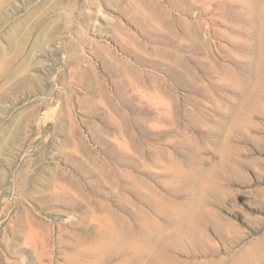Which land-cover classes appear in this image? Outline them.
Wrapping results in <instances>:
<instances>
[{
	"label": "rangeland",
	"instance_id": "374dc122",
	"mask_svg": "<svg viewBox=\"0 0 264 264\" xmlns=\"http://www.w3.org/2000/svg\"><path fill=\"white\" fill-rule=\"evenodd\" d=\"M184 204L208 238L169 259L264 242V0H0V264L92 263L105 221L171 236Z\"/></svg>",
	"mask_w": 264,
	"mask_h": 264
},
{
	"label": "bare ground",
	"instance_id": "6f19581e",
	"mask_svg": "<svg viewBox=\"0 0 264 264\" xmlns=\"http://www.w3.org/2000/svg\"><path fill=\"white\" fill-rule=\"evenodd\" d=\"M254 5L249 6L248 18L254 16ZM174 207V208H173ZM171 207L172 216L174 221L175 233L171 236L165 233V230L161 227H153L146 225L144 232L141 230L138 232L125 231L122 228V224H118L117 221L108 220L104 222V232L99 236L94 237L86 248L87 256L95 257L96 259L88 264H110L109 256L111 255L113 248L124 249V240L127 236V241L130 243V248L127 247L124 255L117 264H148L147 260H150L149 264H228L225 259H216L213 261H206L205 263L197 262H181L178 259H169L165 255V250L168 248L167 243H175L179 246H184L183 241L187 240L192 252H198V243L208 238L207 233L199 229V226H205L202 219L203 213L198 212L197 208L184 204L179 206V210L176 206ZM200 216V220L198 219ZM103 225V224H102ZM99 234V233H98ZM169 236V237H168ZM184 239V240H183ZM150 243L157 244L159 252L155 256H149L148 250L152 248L148 247ZM166 244V245H165ZM176 247V245H174ZM84 247V246H83ZM87 247V246H86ZM257 251V255L263 253L264 255V242L258 241L253 245V248L248 251H241L236 254L230 255L228 258L229 264H250L256 256L253 257V251ZM81 256V255H80ZM100 257V258H99ZM85 258V257H84ZM99 259V260H98Z\"/></svg>",
	"mask_w": 264,
	"mask_h": 264
}]
</instances>
